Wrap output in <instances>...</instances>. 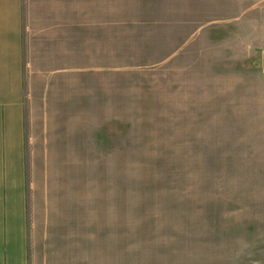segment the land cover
I'll return each mask as SVG.
<instances>
[{"label": "rangeland", "instance_id": "rangeland-1", "mask_svg": "<svg viewBox=\"0 0 264 264\" xmlns=\"http://www.w3.org/2000/svg\"><path fill=\"white\" fill-rule=\"evenodd\" d=\"M86 22L100 61L30 160L31 264H264V0H86Z\"/></svg>", "mask_w": 264, "mask_h": 264}, {"label": "crops", "instance_id": "crops-1", "mask_svg": "<svg viewBox=\"0 0 264 264\" xmlns=\"http://www.w3.org/2000/svg\"><path fill=\"white\" fill-rule=\"evenodd\" d=\"M93 25L86 0H0V264H31L30 160L49 156L39 127L68 108L71 75L100 61Z\"/></svg>", "mask_w": 264, "mask_h": 264}]
</instances>
